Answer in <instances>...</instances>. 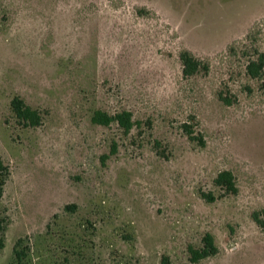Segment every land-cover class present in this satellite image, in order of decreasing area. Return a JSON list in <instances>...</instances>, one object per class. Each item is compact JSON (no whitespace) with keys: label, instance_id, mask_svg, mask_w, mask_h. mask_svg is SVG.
<instances>
[{"label":"rangeland","instance_id":"obj_1","mask_svg":"<svg viewBox=\"0 0 264 264\" xmlns=\"http://www.w3.org/2000/svg\"><path fill=\"white\" fill-rule=\"evenodd\" d=\"M250 32L264 51V0H0V264H192L207 233L219 253L198 264H264V93L228 53ZM185 49L208 74L183 76ZM97 110L137 125H96Z\"/></svg>","mask_w":264,"mask_h":264},{"label":"trees","instance_id":"obj_2","mask_svg":"<svg viewBox=\"0 0 264 264\" xmlns=\"http://www.w3.org/2000/svg\"><path fill=\"white\" fill-rule=\"evenodd\" d=\"M255 39L256 34H254V32H250L244 41L236 42L229 46L228 53L229 56H237L241 53L240 58L245 61V77L256 81L258 83L259 90L264 93V51H262L258 46H255L257 44ZM179 58L183 67V76L185 78L209 73V63L196 57L191 51L186 49L183 50L180 53ZM243 89L246 93H250L253 90L250 85H244ZM219 98L227 105L233 104V101L230 100V98L225 97L223 93L220 94ZM11 108L15 117L26 127L35 128L42 124L43 115L38 110L27 105L26 102L19 96H16L11 101ZM92 122L101 126H110L115 123L126 135H129L137 125L136 121H134L132 112L129 111H123L115 115H110L101 110H97L93 114ZM183 127L191 140H198V138L194 136L191 126L184 124ZM9 176L10 168L0 158V199L3 197L4 187ZM214 183L227 195L238 193L236 179L230 171L220 172ZM202 197L207 202H213L216 200L215 196L212 194H202ZM66 209L68 211H74L76 206L68 205ZM253 219L256 224L264 230V220L261 219L260 214L254 213ZM7 227L8 226H2L0 223V252L5 248V232L7 231ZM23 242L24 239L18 240L14 249L15 259L19 262H22L24 257L27 255V252L23 247ZM218 253L219 249L216 246L215 238L210 233H207L204 236L203 246L201 248H195L193 246L189 247L190 262L192 264H198L205 259L215 257ZM161 264H172L170 257L163 256Z\"/></svg>","mask_w":264,"mask_h":264}]
</instances>
